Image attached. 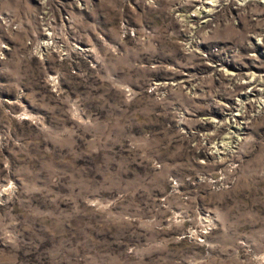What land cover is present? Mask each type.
I'll use <instances>...</instances> for the list:
<instances>
[{
	"label": "rangeland",
	"instance_id": "rangeland-1",
	"mask_svg": "<svg viewBox=\"0 0 264 264\" xmlns=\"http://www.w3.org/2000/svg\"><path fill=\"white\" fill-rule=\"evenodd\" d=\"M256 41L264 0H0V264H264Z\"/></svg>",
	"mask_w": 264,
	"mask_h": 264
},
{
	"label": "built area",
	"instance_id": "built-area-1",
	"mask_svg": "<svg viewBox=\"0 0 264 264\" xmlns=\"http://www.w3.org/2000/svg\"><path fill=\"white\" fill-rule=\"evenodd\" d=\"M199 8L202 9V10L204 9V8H201V7H199ZM207 9H209V8H207ZM213 11H214V9L208 10L207 12H202L203 13V15H202L203 17H202L201 24H206V23H208L210 21V18H211L212 14H213ZM187 14H188V12H187ZM260 45L264 46V41H262V42L261 41H256L254 43V45H253V53H254V55H252V54L249 55V59L254 60L255 59L254 57L259 58V54H261V53L264 54V48L263 49H262V47L260 48ZM257 47H259V50H258ZM228 58H229V56H228Z\"/></svg>",
	"mask_w": 264,
	"mask_h": 264
},
{
	"label": "bare ground",
	"instance_id": "bare-ground-1",
	"mask_svg": "<svg viewBox=\"0 0 264 264\" xmlns=\"http://www.w3.org/2000/svg\"><path fill=\"white\" fill-rule=\"evenodd\" d=\"M206 3V2H205Z\"/></svg>",
	"mask_w": 264,
	"mask_h": 264
}]
</instances>
